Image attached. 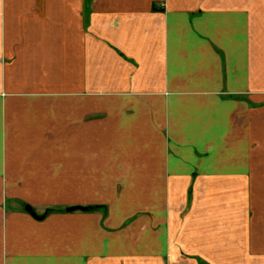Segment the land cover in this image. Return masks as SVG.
Returning a JSON list of instances; mask_svg holds the SVG:
<instances>
[{
	"label": "crops",
	"instance_id": "0c3cea01",
	"mask_svg": "<svg viewBox=\"0 0 264 264\" xmlns=\"http://www.w3.org/2000/svg\"><path fill=\"white\" fill-rule=\"evenodd\" d=\"M0 225L40 230L0 264L264 263V0H0Z\"/></svg>",
	"mask_w": 264,
	"mask_h": 264
},
{
	"label": "rangeland",
	"instance_id": "374dc122",
	"mask_svg": "<svg viewBox=\"0 0 264 264\" xmlns=\"http://www.w3.org/2000/svg\"><path fill=\"white\" fill-rule=\"evenodd\" d=\"M199 5H204L206 7H225V6H238L241 2V0H197ZM95 153L96 151H93L92 149H89L88 151V157L92 156V153ZM63 156L62 151H57V157ZM89 167V171H90ZM93 178L88 177L87 180L83 181H53V182H23L18 183L22 184L23 188L19 190V193H24L27 195L29 199H32L35 203H41V202H73L80 199V197H83L86 195V198L89 196L88 201L95 200L97 198L104 199L108 195H112L115 193V182H107V181H96L97 178H95V172L93 171L91 175H93ZM3 187L2 190H13V187L9 186V183H2ZM86 194H80L82 187H88ZM80 196V197H79ZM31 200V201H32ZM23 205L20 206V210H23ZM62 206V205H61ZM70 206V205H69ZM87 206V205H85ZM66 205L63 207H56L61 211L66 210ZM45 211V210H44ZM43 211V212H44ZM85 211V210H82ZM92 210H86L85 212H90ZM26 212V211H25ZM42 212V211H41ZM40 214V213H38ZM67 225H51L50 229L53 230L54 233H56L55 237H60L63 235V229ZM12 229V232L14 236L16 235V232H18V235L20 236H33V234H37L39 229H33L28 225H0V233H5L6 228ZM57 227L59 228L57 230ZM246 264V263H242ZM248 264H264L259 262H249Z\"/></svg>",
	"mask_w": 264,
	"mask_h": 264
},
{
	"label": "water",
	"instance_id": "95a60500",
	"mask_svg": "<svg viewBox=\"0 0 264 264\" xmlns=\"http://www.w3.org/2000/svg\"><path fill=\"white\" fill-rule=\"evenodd\" d=\"M23 209L26 211V212H28L30 215H32L34 218H36V219H42V218H44V215H38L35 211H34V209H33V207L31 206V205H29V204H25L24 206H23ZM75 209H79V210H91L92 209V207L90 206V207H88V206H68V207H66V211H72V210H75Z\"/></svg>",
	"mask_w": 264,
	"mask_h": 264
},
{
	"label": "trees",
	"instance_id": "16d2710c",
	"mask_svg": "<svg viewBox=\"0 0 264 264\" xmlns=\"http://www.w3.org/2000/svg\"><path fill=\"white\" fill-rule=\"evenodd\" d=\"M154 8V7H153ZM88 207H92L91 210H96V209H100V208H105L104 205H87ZM59 209L58 208H54V207H50V208H46L45 211L40 214V215H46L48 213H51V212H57Z\"/></svg>",
	"mask_w": 264,
	"mask_h": 264
}]
</instances>
